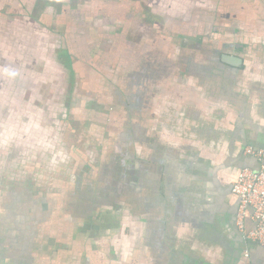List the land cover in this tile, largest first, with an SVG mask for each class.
Masks as SVG:
<instances>
[{
    "label": "crops",
    "instance_id": "obj_1",
    "mask_svg": "<svg viewBox=\"0 0 264 264\" xmlns=\"http://www.w3.org/2000/svg\"><path fill=\"white\" fill-rule=\"evenodd\" d=\"M249 147L264 0H0V264H264L232 193Z\"/></svg>",
    "mask_w": 264,
    "mask_h": 264
},
{
    "label": "built area",
    "instance_id": "obj_2",
    "mask_svg": "<svg viewBox=\"0 0 264 264\" xmlns=\"http://www.w3.org/2000/svg\"><path fill=\"white\" fill-rule=\"evenodd\" d=\"M246 154L257 159L260 168L243 169L232 186L238 200L236 224L249 243L264 246V150L249 147ZM248 219L254 222L253 229H246Z\"/></svg>",
    "mask_w": 264,
    "mask_h": 264
},
{
    "label": "rangeland",
    "instance_id": "obj_3",
    "mask_svg": "<svg viewBox=\"0 0 264 264\" xmlns=\"http://www.w3.org/2000/svg\"><path fill=\"white\" fill-rule=\"evenodd\" d=\"M62 78L60 80H56L54 83L51 82H48L45 83V84H42L41 83V86H39V88L35 89V90H39L40 92V96H39V104L42 106L43 103L47 102V100H56V103L57 104H60V105H64V103L67 105V103L70 101L69 99V89L71 87V77L69 75V72L68 71H65L64 72V75L61 76ZM46 81V80H45ZM76 85H77V94L75 96H73V99H72V104L73 105H77L79 107L81 106H85L88 102H90V105H89V108L90 109H93L94 111L96 109H101V104H98V101H95L94 97H89L90 95L86 96V95H82L81 91H79V81H76ZM76 85L74 84L73 85V91L75 90L76 88ZM49 94H53V96H49ZM91 99V100H90ZM88 101V102H87ZM79 107H74L73 109L71 108V111L73 114L72 115V118L70 119L69 116L67 115H70V113H63V112H57L56 113V116L55 118H51L52 120H56L58 122H62L66 119V121L68 122V120H72L75 118V116H78L80 115L79 113V110L80 108ZM42 116V113L40 114ZM66 116V118H64ZM86 123H89V125H91L92 123H90V119H86ZM72 147V145H71ZM17 152L16 150L13 152L15 153ZM19 152V151H18ZM31 163H36V160H31L29 158H27L26 160H21V161H18V160H14V161H9L8 162V167L10 169H13V170H17L18 168H20V165L24 166V167H29V165Z\"/></svg>",
    "mask_w": 264,
    "mask_h": 264
}]
</instances>
